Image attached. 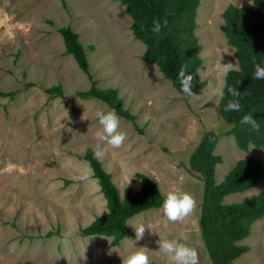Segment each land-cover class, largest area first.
I'll list each match as a JSON object with an SVG mask.
<instances>
[{
  "label": "rangeland",
  "instance_id": "374dc122",
  "mask_svg": "<svg viewBox=\"0 0 264 264\" xmlns=\"http://www.w3.org/2000/svg\"><path fill=\"white\" fill-rule=\"evenodd\" d=\"M253 0H202L196 31L203 46L199 74L208 83L199 98H186L155 64L142 60L145 44L135 40L132 19L113 0H0V264H122L138 248H147L152 264H167L159 239H176L196 247L200 264H212L202 240L199 220L204 181L189 170V159L204 134H226L231 126L222 118L219 96L224 88L222 64H236L235 49L221 31L229 5L251 6ZM71 27L87 51L90 73H84L66 54L61 28ZM231 53V55L229 54ZM92 76L100 89L113 88L124 109L136 117L121 118L127 140L120 149L109 148L99 159L121 193L138 192L144 174L168 191L191 193L195 213L182 223L167 221L161 209L130 219L152 226L143 239L126 238L111 247L104 236H83L81 230L108 213L99 182L84 156L94 151L102 132L98 111L112 110L97 99L81 100L77 93L91 88ZM61 85L62 97L47 90ZM211 85V86H210ZM142 132H141V131ZM216 153L224 162L217 167L221 183L240 160L264 159V151L248 152L232 136L222 137ZM8 164L16 165L5 171ZM87 169L91 183L76 177ZM126 177L133 178L129 186ZM264 191V179L244 193L233 194L226 204L241 203ZM51 233V236L48 234ZM70 234L72 243L59 242ZM241 244L251 251L233 264H264V218L253 225ZM111 253V254H109Z\"/></svg>",
  "mask_w": 264,
  "mask_h": 264
},
{
  "label": "trees",
  "instance_id": "16d2710c",
  "mask_svg": "<svg viewBox=\"0 0 264 264\" xmlns=\"http://www.w3.org/2000/svg\"><path fill=\"white\" fill-rule=\"evenodd\" d=\"M125 7L132 19L131 30L134 38L146 46L142 60L147 65L155 64L170 80L173 87L181 91L177 74L182 66L192 74L193 92L204 90L208 83L201 79L199 70L203 65L201 53L203 46L197 36L198 9L202 0H113ZM224 24L221 31L228 44L235 49L238 70L226 76L220 98L219 109L222 118L231 129L226 134L208 131L195 147L189 159V170L199 174L204 181V195L199 227L202 240L212 264H233L251 251V247L241 244L252 234L253 225L264 218V191L241 203L226 204L228 196L244 193L264 179V159H243L238 161L227 173L221 183L216 181L218 165L224 162L216 153L222 137L232 136L242 151L248 152L251 146L264 151V80L253 79L255 63L264 66V0H253L251 6L229 5L223 13ZM163 25L159 34L151 31L153 21ZM143 26V30H142ZM66 47V54L76 60L84 73H90L87 51L80 36L71 27L59 30ZM91 79V88L77 93L81 100L97 99L107 104L116 114L127 122H136V117L124 109V101L117 89H100L98 82ZM241 92L240 112H226L229 100L234 99L228 89ZM52 97H62L61 85L47 90ZM3 97H13V93L0 92ZM250 114L260 125L255 132L248 125H242L243 115ZM141 131V130H140ZM142 132V131H141ZM84 159L89 162L93 178L99 182L101 193L107 201L108 213L95 219L83 228V236H104L111 239V247H120L126 238L134 236L127 222L151 209H161L165 196L158 183L144 174H137L141 189L133 193H121L101 161L95 158L94 151L88 149ZM52 234L49 233L48 236Z\"/></svg>",
  "mask_w": 264,
  "mask_h": 264
},
{
  "label": "clouds",
  "instance_id": "9594fccd",
  "mask_svg": "<svg viewBox=\"0 0 264 264\" xmlns=\"http://www.w3.org/2000/svg\"><path fill=\"white\" fill-rule=\"evenodd\" d=\"M166 26V21L162 25L159 20H154L151 31L154 34H159L162 31V28ZM229 54L231 55V53ZM253 63L255 65L253 79L264 80V66L255 63V60ZM219 67L221 68L223 75L226 77L229 72L238 70V62L235 65L232 63L222 64L220 62ZM177 79L180 81L181 91L186 96L190 98H199V96L193 92L194 77L192 74L186 72V67H181L177 74ZM228 91L234 99L228 101L224 110L226 112H240L242 109L240 103L241 92L232 88H229ZM212 94L214 96L223 97V88L220 86L215 87ZM96 116L103 131L96 133L98 143L94 149V156L97 159H102L108 152L109 148L120 149L124 146L125 141L127 140V133L120 130L121 118L114 110L107 112L98 111ZM240 123L242 125L250 126L255 132L260 131L259 123L250 114L243 115ZM15 167L16 165L8 164L7 168L4 170L9 171ZM76 179L85 182L86 184L92 182L90 173L87 169L82 170ZM132 179L133 178L129 177L125 178L128 186ZM196 208L197 201L195 197L188 192L168 191L162 204L163 214L167 221L171 223L184 222L195 213ZM127 225L134 227L136 241L143 239L146 229L152 231L151 225H148L147 227L143 224L137 225L133 223L132 220H129ZM59 242L65 246L70 245L72 243L71 235L62 234ZM157 244L159 245V251L165 254L167 264H200V256L196 247L180 242L176 239H159ZM148 251L150 250L147 248H138V250L132 252L126 257H122V264H152Z\"/></svg>",
  "mask_w": 264,
  "mask_h": 264
}]
</instances>
